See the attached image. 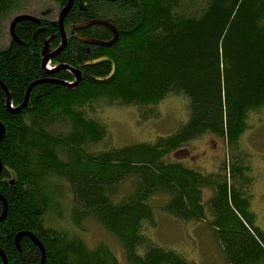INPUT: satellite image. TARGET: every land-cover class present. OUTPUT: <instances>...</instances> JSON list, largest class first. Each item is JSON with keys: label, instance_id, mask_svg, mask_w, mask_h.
I'll return each mask as SVG.
<instances>
[{"label": "trees", "instance_id": "1", "mask_svg": "<svg viewBox=\"0 0 264 264\" xmlns=\"http://www.w3.org/2000/svg\"><path fill=\"white\" fill-rule=\"evenodd\" d=\"M96 2L78 0L64 25L100 18L112 23L118 36L110 45L67 40L51 62L81 71L73 88L37 83L25 107L12 112L32 81L70 83L74 77L65 69L40 67L42 43L53 29L58 43V25H49L34 40L37 24L18 21L14 31L20 42L0 47V80L12 105L6 106L0 86V195L6 204L0 248L7 264H120L105 242L89 247L80 235L46 222L50 213L55 217L59 212L48 198V180H63L70 187L73 224L94 219L119 241L128 264H195L146 236L157 210L151 199L159 194L167 197L159 206L164 213L211 228L227 264H264V232L251 210L249 154L238 144L249 113L264 108V0ZM18 4L0 0V18ZM78 32L103 41L112 37L103 25ZM101 56L107 59L85 64ZM171 93L188 99V118L174 132L152 142L90 149L108 131L83 107L105 101L154 114L152 106ZM204 134L221 139L230 151L216 170L203 172L171 156ZM126 180L133 190L113 201ZM206 190L211 192L206 195ZM51 192L61 195L57 187ZM3 206L0 199V215ZM19 232L41 243L42 261L29 236L15 243Z\"/></svg>", "mask_w": 264, "mask_h": 264}, {"label": "rangeland", "instance_id": "2", "mask_svg": "<svg viewBox=\"0 0 264 264\" xmlns=\"http://www.w3.org/2000/svg\"><path fill=\"white\" fill-rule=\"evenodd\" d=\"M42 3L47 7L54 8L55 12L57 11V8L52 6L51 0H19L17 8L14 10L12 8L4 13L0 18L1 48L6 47L10 42L8 25L12 17L17 13L36 14L33 6ZM60 40L61 36H59L56 49L61 43ZM83 109L89 116L97 118L107 128L106 138L90 147L92 151H99L107 145L119 147L130 143L152 142L157 136L174 132L188 118V99L183 94L171 93L152 106L151 111L154 114L144 112L141 115L134 105L109 104L105 101H99L93 107H83ZM247 124L246 130L239 137L238 144L242 150L249 154L246 163L250 165V172L254 179L250 185L251 210L256 215L257 226L264 232V108L250 112ZM86 150L88 153L89 147ZM229 154V149L221 139L204 134L192 139L181 152L171 156L182 160L186 159V162H190L195 169L208 172L216 170L221 162L230 158ZM128 181L126 180L119 186L116 192L117 197H112L113 201L120 200L123 195L133 190ZM48 184H50L47 189L50 195L48 198H52V203L57 205L59 212L55 217L50 213L49 220L47 217L45 219L46 222L54 228H65L80 235L89 247L94 246L97 242H105L115 253L120 264H128L119 241L94 219H84L79 226L73 224L69 215L72 195L68 184L63 180H53V182L48 180ZM54 187L59 188L61 192L59 197L51 192ZM205 194H209L208 190L205 191ZM166 199V195L162 194L155 195L151 199L153 205L157 206V210L154 213V224L147 225L145 228L146 236L158 245L184 253L195 264H227L211 228L201 222L180 223L179 220L164 213L159 209V206L163 205Z\"/></svg>", "mask_w": 264, "mask_h": 264}, {"label": "water", "instance_id": "3", "mask_svg": "<svg viewBox=\"0 0 264 264\" xmlns=\"http://www.w3.org/2000/svg\"><path fill=\"white\" fill-rule=\"evenodd\" d=\"M72 2L73 0H67V3L60 9V12H59V15H58V24H59V31H60V35H61V43L59 45V47L53 51V52H49V53H46V48H44L42 50V59H41V62H40V67L44 70V71H47V69H45V65L47 63V61L54 57L55 54H57L58 52H60L63 47L65 46L66 44V35H65V32H64V28H63V19L64 17L66 16L67 12L69 11L71 5H72ZM21 20H29V21H32V22H38V18L32 16V15H29V14H19V15H16L10 22L9 24V34H10V37L12 40L16 41V42H19L18 40V37L16 36L15 34V31H14V27L16 25V23L18 21H21ZM90 25H103L105 27H107L111 33H112V37L108 40V41H103V40H99V39H93V38H90V37H80V39L86 43H90V44H96V45H110L112 44L117 36H118V31L117 29L115 28V26L106 21V20H103V19H98V18H95V19H91V20H88V21H85V22H82V23H79L77 25L74 26V28L76 29H80V28H85V27H88ZM39 30V29H38ZM36 30L34 35L36 34V32L38 31ZM107 57L105 56H101V57H98L92 61H86L85 64H89V63H93V62H99V61H102V60H106ZM59 69H65V70H68L72 73L73 77H74V80L72 83H67L65 81H58V80H50V79H38V80H35V81H32L26 91H25V95H24V98L22 100V102L16 107V109L14 110H11L12 112H15V111H19L20 109H23L28 101V98H29V93H30V90L31 88L37 84V83H40V82H43V81H51V82H55V83H61V84H65L67 85L68 87H75L79 84V82L81 81V71L78 70V69H74L72 67H70L69 65L67 64H58L54 69V70H59ZM113 69V67H112ZM0 86L1 88L3 89L4 93H5V104L8 108H11V96L6 88V86L4 85V83L0 80ZM3 133H4V126L3 124L0 122V140L3 136ZM1 167H2V163L0 161V170H1ZM0 199L3 201V205H4V208H3V211L0 215V220L4 217V214H5V209H6V204H5V201L3 199V197L0 195ZM22 235H26V236H29L33 241L34 243L39 247L40 251H41V261L43 260V257H44V250H43V247L41 245V243L37 240V238L35 236H33V234L29 233V232H19L16 234L15 236V243L17 244L19 238L22 236ZM0 258H1V261H2V264H7V260H6V257H5V254L4 252L1 250L0 248Z\"/></svg>", "mask_w": 264, "mask_h": 264}, {"label": "flooded vegetation", "instance_id": "4", "mask_svg": "<svg viewBox=\"0 0 264 264\" xmlns=\"http://www.w3.org/2000/svg\"><path fill=\"white\" fill-rule=\"evenodd\" d=\"M51 1L53 2V5L52 6L55 7V8H57V11L56 12H55L54 8L49 7V6L47 7L43 3L41 5L39 4L37 6L36 5L33 6L34 7L33 8L34 11L36 12V14H34V15H36L39 18L38 19V22H36L37 27H36L35 31L38 30V29L39 30L36 32V34L37 33H40L41 34V33L45 32L46 28L49 25L54 26V27H55V25H58L57 24V19H58L59 11H60L61 7H63L66 4L67 0L64 3H62V4L60 2H58L57 0H51ZM113 1H115V0H97V2L95 3V5L100 6V3H102V4H104V2L111 3ZM76 3H78V0H73L70 9L74 8V4H76ZM84 3L86 5V2L85 1H84ZM78 8L81 9V10L84 9V7H79V6H78ZM68 13H69V11L67 12V14ZM17 14H19V13H17ZM67 14L64 17V23H65V19L67 17ZM83 22H85V21H83ZM79 23H82V22H79ZM79 23L78 22H75V23H70V24L64 25L65 26L64 28H65L67 40L70 37H73V38H75L77 40H81L79 38L80 35H79V32L78 31H80L81 29H84V28H80V29L74 28V26L77 25V24H79ZM35 31L33 32V39L34 40L36 38V34L34 35ZM52 31H53V33H48V37H46V39L43 41L42 46H41V50L43 48H46L48 46V51L50 53L56 50V46L59 43V41H58V43L56 45L54 44V41H55V32H54V29ZM58 31H59V28H58ZM59 36H60V33H59ZM81 37H83V36H81ZM60 52H58L57 54H55V56L53 58H55L56 55H58Z\"/></svg>", "mask_w": 264, "mask_h": 264}, {"label": "crops", "instance_id": "5", "mask_svg": "<svg viewBox=\"0 0 264 264\" xmlns=\"http://www.w3.org/2000/svg\"><path fill=\"white\" fill-rule=\"evenodd\" d=\"M184 161H187L186 159H184ZM188 164H190V162H188ZM211 171V170H210ZM208 192H211V191H209L208 190ZM174 218V217H173ZM176 220H179V219H177V218H175ZM179 222L181 223V222H183V223H186V224H189L188 222H185V221H181V220H179ZM192 223V222H191Z\"/></svg>", "mask_w": 264, "mask_h": 264}]
</instances>
